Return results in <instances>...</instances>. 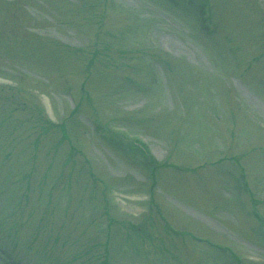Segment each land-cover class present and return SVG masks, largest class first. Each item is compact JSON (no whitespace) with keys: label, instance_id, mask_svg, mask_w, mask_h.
Here are the masks:
<instances>
[{"label":"rangeland","instance_id":"rangeland-1","mask_svg":"<svg viewBox=\"0 0 264 264\" xmlns=\"http://www.w3.org/2000/svg\"><path fill=\"white\" fill-rule=\"evenodd\" d=\"M0 0V264H264V0Z\"/></svg>","mask_w":264,"mask_h":264}]
</instances>
